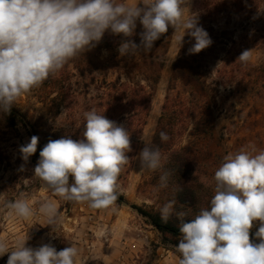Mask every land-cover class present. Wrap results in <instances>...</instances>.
<instances>
[{"label":"clouds","instance_id":"obj_1","mask_svg":"<svg viewBox=\"0 0 264 264\" xmlns=\"http://www.w3.org/2000/svg\"><path fill=\"white\" fill-rule=\"evenodd\" d=\"M184 8L185 0H0V112L9 113L20 97L94 49L106 32L124 38L117 49L120 56L150 51L170 27L183 32L181 44L185 35L191 37L195 42L188 52L198 54L213 41L199 26L198 15L185 17ZM137 22L143 28L139 44L131 39ZM237 60L249 64L251 49L242 51ZM84 117L80 138L48 140L33 174L65 201L116 212L118 178L130 160L131 135L94 109ZM159 135L162 141L169 139L163 131ZM38 143L39 137L33 135L20 146L23 161L37 152ZM138 159L142 168L162 172L160 189L169 186L167 158L159 147L145 144ZM212 179L214 195L190 222H183L186 211L175 210V199L159 209L162 222L174 214L181 220L175 245L178 264H264V150L253 145L225 155ZM4 206L9 216L24 221L39 215L51 226L59 220L58 208L49 199L34 206L21 197L5 201ZM255 222L259 227L251 239ZM29 239L26 235L11 245L0 239V257L8 254L7 264H76L77 247L59 251L50 243L30 247Z\"/></svg>","mask_w":264,"mask_h":264},{"label":"rangeland","instance_id":"obj_2","mask_svg":"<svg viewBox=\"0 0 264 264\" xmlns=\"http://www.w3.org/2000/svg\"><path fill=\"white\" fill-rule=\"evenodd\" d=\"M193 1L185 0V17L196 15L192 10ZM224 21L222 19L212 25L213 33L208 31L210 24L205 26L210 38L214 33L228 31L233 34L224 38L234 37L238 40L242 33L235 27L237 22L231 21L226 26ZM253 21H256V17ZM141 31L143 28L137 22L136 34L131 37L137 44L140 43ZM182 35V31H174L170 27L150 51L137 50L147 60L158 58L164 61L158 82L149 92L150 111L144 124L138 128V134L129 130L130 121L119 119L116 102L107 105L109 99L100 88L103 80H127L125 72L114 62L111 53L105 50L92 49L79 55L40 87L20 97L13 108L24 118L27 126L19 124V118L11 117V120L8 115L0 112V239H6L11 245L28 235L30 239L27 246L39 247L50 243L57 251L72 245L79 249L76 264H178L179 254L175 245L179 243L180 237L158 232L131 206L152 214L160 213L159 209L174 198L170 192L171 177L169 186L160 189L159 176L162 172L142 168L138 155L145 144L151 145L166 95L172 62L178 57L189 58L195 55L188 52L195 41L185 35L181 44ZM214 47L216 51L206 52L209 47L201 51L211 55L210 59L201 62V75L217 92L213 136L190 135L189 124L172 135L175 151L188 146L199 158L192 166L195 174L191 184L197 193L194 203L190 207L175 205L177 212H187L188 216L184 219H191L200 208L207 206L214 195L212 177L225 155L253 145L257 150H264V40L247 46L252 51L248 72L234 65L229 68L232 73H229L227 81L219 78L216 73L222 62L213 58L224 61L226 53L241 54L242 51H227L229 45L223 47L214 44ZM136 79L145 84L141 76L137 75ZM93 109L126 127L131 135L132 151L128 153L130 160L118 178V194L123 196L126 204L116 203V212L93 210L87 204L68 202L54 195L33 174L39 151L43 147L38 146L37 152L28 162L22 160L19 151L21 145L30 141L34 132L43 146L49 139L55 140L65 135H71L73 139L80 138L85 123L84 114ZM167 155L162 154L167 158L164 170L168 165ZM21 197L28 198L34 206L40 201L52 200L59 211L58 222L48 226L43 216L38 215L27 221L9 216L5 201ZM172 217L180 220L175 214ZM258 227L259 222H255L252 230ZM7 259L8 254L0 257V264H7Z\"/></svg>","mask_w":264,"mask_h":264},{"label":"trees","instance_id":"obj_3","mask_svg":"<svg viewBox=\"0 0 264 264\" xmlns=\"http://www.w3.org/2000/svg\"><path fill=\"white\" fill-rule=\"evenodd\" d=\"M193 13L198 15L199 26L205 29L207 24L208 31L214 32L213 24L224 19V25H229L231 21H236V26L242 35L238 40L223 36L232 35L233 32L221 31L214 33L211 38L213 43L207 51H216L215 46L222 45L229 49L227 51H244L247 46L264 40V0H194L192 4ZM256 17V21H253ZM258 25L259 27H255ZM234 27V28H235ZM122 36H115L108 32L105 33L102 41L94 50H105L111 53V57L121 71L125 72L126 81L120 79L114 81L103 80L100 88L104 90V96L117 103L116 108L120 112L119 119L130 121V131L138 134L150 111V99L152 87L158 82L159 72L164 67V61L158 58L147 60L142 53L132 52L127 56H120L117 51ZM186 40L189 41L187 38ZM222 40V41H221ZM205 50V49H204ZM203 51V50H202ZM139 58V56H141ZM240 53L234 52L232 55L226 53V60H220L222 65L216 71L219 78L227 81L229 68L234 65L239 69L248 72L249 64L242 65L237 60ZM210 59L211 55L200 52L192 57H178L175 59L169 70V79L166 95L161 108V114L157 119L156 128L151 141V147H159L162 154H168V165L166 171L170 172L171 195L177 201V205L190 207L196 199V190L191 184L193 178L192 166L199 158L192 153L188 146H183L179 151L173 149L172 135L178 133L189 124V134L201 137L213 136L217 106L215 103L216 89L208 83L201 75V62L203 59ZM237 60V61H236ZM137 75L141 76L143 82L138 81ZM232 78V77H231ZM10 118H19V124L27 126L24 118L12 107L9 113H5ZM128 117H124L125 115ZM11 118V120H12ZM168 134L169 139L165 142L160 138V132ZM36 135L34 132L30 138ZM135 144H138L135 142ZM43 147L42 143H38ZM41 149V148H40ZM134 149V148H133ZM130 156V154H129ZM71 178V177H70ZM177 187L182 191L177 192ZM116 203L126 204L123 196L118 194ZM138 214L144 217L151 226L158 232L169 234L173 237H180L179 225L181 220L172 217L167 223L162 222L160 213H148L139 207L131 206ZM192 219V218H191ZM191 219H184L183 222H190ZM255 230L250 233V238L254 239ZM258 242V241H257Z\"/></svg>","mask_w":264,"mask_h":264}]
</instances>
